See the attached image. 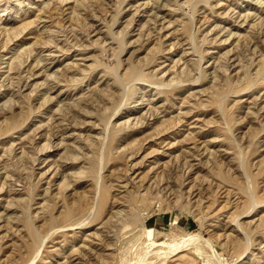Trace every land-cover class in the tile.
<instances>
[{"label":"rangeland","instance_id":"obj_1","mask_svg":"<svg viewBox=\"0 0 264 264\" xmlns=\"http://www.w3.org/2000/svg\"><path fill=\"white\" fill-rule=\"evenodd\" d=\"M28 263L264 264V0H0V264Z\"/></svg>","mask_w":264,"mask_h":264},{"label":"bare ground","instance_id":"obj_2","mask_svg":"<svg viewBox=\"0 0 264 264\" xmlns=\"http://www.w3.org/2000/svg\"><path fill=\"white\" fill-rule=\"evenodd\" d=\"M187 1H188V0H187ZM208 1H209V0H203V2H205V4L208 3ZM168 2H169V1H168ZM156 6H157V5H156ZM156 6H155V7H156ZM151 9H152V8H151ZM154 9H155V8H154ZM192 11H193V10H192ZM197 11H198V10H195V11H194L195 16H196V14L198 13ZM152 12H153V11H152ZM196 12H197V13H196ZM192 13H193V12H192ZM194 14H193V15H194ZM116 15H117V14H116ZM155 15H156V14H155ZM157 15H158V14H157ZM116 17H117V16H116ZM119 17H120V16H119ZM191 17H192V16H190V20H189L190 23H191V21H192L193 18H194V17H192V20H191ZM149 20H150V19H149ZM149 20H148V21H149ZM194 20H195V18H194ZM194 20H193V21H194ZM150 21H152V20H150ZM117 22H118V21H117L116 18H115L114 23H112V24H115V25H116ZM193 23H194V22H193ZM191 24H192V23H191ZM112 26H113V25H112ZM192 26H193V25H192ZM111 30H112V29H111ZM111 30H110V31H111ZM109 33H110V32H109ZM111 33H112V32H111ZM111 33H110V34H111ZM121 43H123V41H121ZM47 45H48V44H47ZM6 47H7V46H6ZM48 47H49V45H48ZM22 63H23V62H22ZM39 64H40V63H39ZM11 65H12V64H11ZM116 68H117V67H116ZM118 68H119V67H118ZM118 68H117V70H118ZM115 72H116V71H115ZM109 73H111V72H109ZM117 73H118V71H117ZM140 73H142V72H140ZM115 74H116V73H115ZM137 74H139V72L136 73L135 70H134V71L131 72V75H129V76H133V78H136V79H138V80H141L142 78H140V77H139L140 75H137ZM112 75H113V74H112ZM117 75H118V74H117ZM247 75H248V74H247ZM247 75H246V76H247ZM116 77H117V76H115V79H116ZM118 79H119V77H118ZM118 79H116V80H118ZM120 79H121V78H120ZM118 81H120V80H118ZM251 81H252V79H251ZM137 82H138V81H137ZM120 83H122V81H121ZM256 83H257V82H256ZM128 84H129V83H128ZM132 84H133V83H132ZM253 84H254V83H253ZM121 85H124V84H121ZM121 85H120V86H121ZM124 86H125V85H124ZM251 87H252V86H251ZM251 87H250V88H251ZM126 88H127V87H126ZM157 88H158V87H157ZM118 89H119V88H118ZM121 89H122V88H121ZM124 89H125V88H124ZM251 89H252V88H251ZM248 90H249V89H248ZM118 91H119V90H118ZM120 92H121V91H120ZM123 93H124V92H123ZM125 95H126V94H125ZM131 95H132V94H131ZM50 99H51V98L49 97V100H50ZM47 100H48V98H47ZM47 100H46V102H47ZM51 100H52V99H51ZM51 100H50V102H51ZM122 100H123V99H122ZM46 102H45V103H46ZM48 102H49V101H48ZM124 103H125V101H124ZM46 104H47V103H46ZM48 104H50V103H48ZM48 104H47V105H48ZM218 104H220V103H218ZM115 111H116V110H115ZM63 112H64V111H63ZM77 113H78V112H77ZM178 123H179V122H178ZM108 124H109V123H108ZM9 128L11 129V131H15L18 127H17V125H15L14 123H11ZM106 128H107V126H106ZM101 138H102V137H101ZM99 139H100V138H98V140H99ZM105 141H106V140H105ZM48 143H49V142H48ZM102 143H103V142H102ZM102 143H101V145H103ZM104 144H105V142H104ZM49 145H50V144H49ZM103 146H105V145H103ZM46 147H49L48 144H47ZM43 149H45V148H43ZM46 149H47V148H46ZM42 151H43V150H42ZM100 151H101V150H100ZM68 159H69V158H68ZM75 159H76V157H75ZM77 159H78V158H77ZM99 159H100V156H99ZM35 160H36V159H35ZM242 162H244V161H242ZM63 163H64V162H63ZM99 163H101L100 160H99ZM101 164H102V163H101ZM243 164H244V163H243ZM99 165H100V164H99ZM62 166H63V165H62ZM240 166H241V165H240ZM99 167H100V166H99ZM102 168H103V167H102ZM101 170H102V169H101ZM98 171H99V170H98ZM99 172H100V171H99ZM18 174H19V173H18ZM16 175H17V174H16ZM17 176H18V175H17ZM168 179H169V180H168ZM162 180H163V179H162ZM18 181H19V180H18ZM64 181H66V180H64ZM64 181H63V182H64ZM174 181H175V180H174ZM177 181H179V179H178ZM167 182H169V184H171V183H172L171 178H167ZM248 182H249V181H248ZM174 183H175V182H174ZM176 183H177V182H176ZM182 183H183V182H181V184H182ZM65 184H66V183H64V187H65ZM67 184H68V183H67ZM67 184H66V185H67ZM249 184H250V183H249ZM249 184H248V185H249ZM68 186H69V184H68ZM64 187H63V188H64ZM66 187H67V186H66ZM66 187H65V189H66ZM167 187H168V185H167ZM67 188H68V187H67ZM250 189H251V188H250ZM164 190H165L166 193L168 192V191H166L167 188H164ZM248 190H249V189H248ZM249 191H250V190H249ZM249 191L247 192V194H249ZM251 192H252V191H251ZM251 192H250V193H251ZM190 193H191V192H190ZM251 194H252V193H251ZM181 195H182V194H181ZM254 195H255V194H254ZM189 196H191V194H189ZM189 196H188V197H189ZM248 196H252V195L249 194ZM250 198H251V197H250ZM131 199H132V198H131ZM137 199H138V198H137ZM247 199H248V198H247ZM251 200H252V198H251ZM131 201H132V200H131ZM134 201H135V200H134ZM134 201H133V202H134ZM247 201H248V200H247ZM253 202H254V201H253ZM255 202H256V201H255ZM256 203H257V202H256ZM254 205H255V204H254ZM256 205L258 206V204H256ZM256 205H255V206H256ZM134 206H135V205H134ZM137 206H138V205H137ZM251 207L254 208V206H252V205H251ZM75 208H76V207H75ZM81 208H82V207H81ZM91 210H92V209H91ZM253 210H255V209H252V211H253ZM81 212H82V211H81ZM68 213H69V212H68ZM249 213H250V212H249ZM79 214H80V213H79ZM81 216H82V215H81ZM86 217H87V216H86ZM86 217H85V218H86ZM90 217H91V216H90ZM83 219H84V218H83ZM136 219H137V218H136ZM235 219H236V218H235ZM235 219H234V220H235ZM53 220H54V219H53ZM84 220H86V219H84ZM88 220H90V219H88ZM81 222H84V221H81ZM85 222H86V221H85ZM86 223H87V222H86ZM92 223H93V222H92ZM82 224H83V223H82ZM82 224H81V225H82ZM88 224H89V223H88ZM83 225H84V224H83ZM31 227H32V226H31ZM56 230H57V229H56ZM34 232H36V231L34 230ZM37 236H38V235H37ZM247 237L249 238V236H247ZM247 237H246V238H247ZM47 239H48V238H47ZM37 240H38V239H37ZM35 246H36V245H35ZM250 246H251V243L248 241V243L246 244V249H248V247H250ZM40 249H41V248H40ZM246 251H247V250H246ZM38 252H39V251H38ZM38 252H37V253H38ZM35 255H36V254H35ZM33 258H34V257H33ZM32 261H33V260H32ZM28 264H30V263H28Z\"/></svg>","mask_w":264,"mask_h":264}]
</instances>
